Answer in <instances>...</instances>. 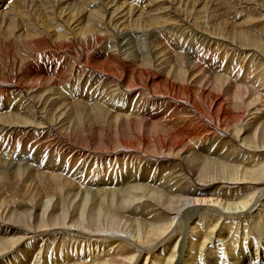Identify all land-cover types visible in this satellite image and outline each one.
Wrapping results in <instances>:
<instances>
[{
  "label": "bare ground",
  "instance_id": "obj_1",
  "mask_svg": "<svg viewBox=\"0 0 264 264\" xmlns=\"http://www.w3.org/2000/svg\"><path fill=\"white\" fill-rule=\"evenodd\" d=\"M0 264H264V0H0Z\"/></svg>",
  "mask_w": 264,
  "mask_h": 264
}]
</instances>
